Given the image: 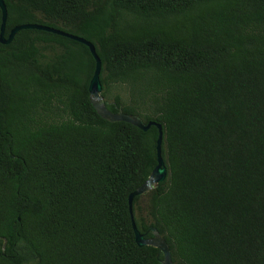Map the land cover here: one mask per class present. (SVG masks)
Returning a JSON list of instances; mask_svg holds the SVG:
<instances>
[{"label": "trees", "instance_id": "16d2710c", "mask_svg": "<svg viewBox=\"0 0 264 264\" xmlns=\"http://www.w3.org/2000/svg\"><path fill=\"white\" fill-rule=\"evenodd\" d=\"M3 1L5 37L86 39L107 108L161 125L167 176L133 198L137 229L174 264H264V0ZM94 69L52 32L0 42V264H162L128 206L158 129L103 119Z\"/></svg>", "mask_w": 264, "mask_h": 264}, {"label": "water", "instance_id": "95a60500", "mask_svg": "<svg viewBox=\"0 0 264 264\" xmlns=\"http://www.w3.org/2000/svg\"><path fill=\"white\" fill-rule=\"evenodd\" d=\"M0 10H1V26H0V42L3 44L9 43L16 32L20 29H37L44 30L47 32H52L58 35H62L68 38H71L75 41H78L84 45H86L92 56L95 59V69L92 75V78L89 82L88 92H89V101L96 110V112L105 120L108 121H124L130 123L143 131H146L151 125H155L158 129V137L156 140V165L150 172L148 178L135 190H133L128 196V206L131 215V224L134 233L135 242L138 246H152L158 249L159 253L162 254V259L160 260L162 264H174L171 260V252L170 248L164 239V237L157 231L154 226H150L147 230V233H151L150 237H145L143 233H141L134 222L133 213H132V200L135 196L144 195L154 188L158 186L160 182H162L167 176L166 166L164 164V160L161 156V142H162V127L159 123L154 121H149L145 123L141 117L136 114H127L124 113L120 108H117L116 112H112L107 108V104L110 102L106 101V99L101 95V83L99 80L100 73V59L95 52L94 45L87 41L86 39L79 37L74 34L67 33L63 30L49 27L47 25L37 24V23H23L20 25L14 26L7 37L4 36L5 29V21L7 16L6 6L3 0H0ZM12 156V155H11ZM13 157V156H12ZM6 239L3 238L1 253L4 254Z\"/></svg>", "mask_w": 264, "mask_h": 264}, {"label": "rangeland", "instance_id": "374dc122", "mask_svg": "<svg viewBox=\"0 0 264 264\" xmlns=\"http://www.w3.org/2000/svg\"><path fill=\"white\" fill-rule=\"evenodd\" d=\"M111 92L112 94H119L123 99L127 98V89L124 87L123 88H113Z\"/></svg>", "mask_w": 264, "mask_h": 264}]
</instances>
